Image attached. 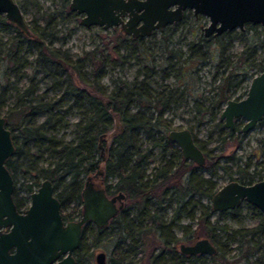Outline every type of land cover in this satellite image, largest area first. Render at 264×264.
<instances>
[{
	"label": "trees",
	"instance_id": "trees-1",
	"mask_svg": "<svg viewBox=\"0 0 264 264\" xmlns=\"http://www.w3.org/2000/svg\"><path fill=\"white\" fill-rule=\"evenodd\" d=\"M63 1L68 15L76 16V12L68 9L69 1ZM0 23L15 31L14 46L16 48L13 53L21 50L20 43L23 40L30 42L36 47L35 59L41 66L42 74L44 76L54 75L56 72H51L47 68V66H53L54 70L60 69L61 74H64L61 79L65 82L62 95L52 100L44 99L43 94L33 96L36 88L30 83L16 93L15 104L12 109L8 110L9 113L17 116L19 122L14 128L5 121L11 132L15 148L13 155L7 158L4 165L8 168L13 179L18 170H22L32 177L24 184L25 194L18 196L14 186L12 197L17 209L25 208L29 200L28 195L39 186L40 180L44 178L53 185L54 194L58 198L61 208L67 207L73 200L81 203L80 191L84 178L87 175H92L95 170L101 169L105 192L113 194L121 192L126 202L125 207L119 209L117 215L108 222L107 226H96L95 228L99 240L101 238L107 240L115 235L119 237L110 255V264H136L126 263V254L121 245V240L135 238H137L136 242L139 246L144 245L148 248L146 264H205L204 255L181 256L178 253L176 242L179 238L175 236L171 228L176 221L182 218V215H185L191 220H196V225L193 230L189 231V234L206 237L209 241L215 242L216 227L209 220L212 209L193 199V196L195 194H203L209 198L212 196L216 190L215 182L211 177L200 174V171L207 169L210 175L214 174L218 161L216 156L204 150L202 145L197 144L206 156L205 163L198 167L195 162L181 157L179 147L166 136L172 126L169 120L163 117V113L172 102V93L153 91L145 77L140 80L133 79L131 83L120 80L111 92L106 93L100 79L104 75L105 66L109 64L110 54L107 53L97 59L93 50L88 51V54L85 53V57L89 56L91 64L94 65L87 75L83 58L72 59L68 54H64L59 47L44 42L43 38L46 34L40 25H33L32 28H28V34H24L15 25L10 24L2 14H0ZM251 27H256V25L245 24L246 30ZM112 29L118 32V37L125 36L120 27ZM231 32L232 30L223 32L216 37H204L201 29L195 30L193 36L199 45H195V41L190 43L191 51L185 58H180L181 52L173 50H168V52L178 60L179 70L183 71L185 62L189 65L187 70H190L207 56L211 60L215 59L214 52L217 46L222 45L223 36H227ZM130 40L138 45L137 42L140 41V38L130 36ZM211 44H214L212 48ZM201 46H205L206 49L202 50ZM113 50L117 52V49ZM240 63L241 67L246 69L244 61L241 60ZM232 68L226 76L216 77L214 75L218 84L217 96L209 101L211 116H214L213 110H220L221 105L230 98L229 86L232 84V78L238 76L236 67ZM261 69L264 70V65H261ZM243 74L239 75L240 79L236 83L243 81ZM63 97L71 100L69 106L65 108V112L71 111L72 108L81 110V119L76 123V136L69 140L57 137L51 130L60 119L55 115H57L56 111L60 103L63 102ZM39 114L45 116L42 122L36 120ZM217 123L220 140L225 141L226 138L233 137L232 131L223 133L224 123L221 121ZM114 128H116V132L110 137V145L106 148L107 152L104 153V160H102L98 138L102 133L110 132ZM14 129H17V135L21 137L18 143H15L17 135L13 132ZM189 129L191 130V128ZM140 134L149 137L154 146L161 147L163 156L168 153L171 157H176L177 162L174 163L171 157L168 159L163 157V163L155 168L153 173L146 174L142 162L147 159L151 150L146 152L140 150ZM105 142V139L101 141L102 147L105 146ZM46 152L51 154L53 159L46 166L39 165V161L43 159ZM240 171L244 170L240 169ZM241 173L243 175V179L240 180L242 184L254 181L253 176L246 171ZM112 179L115 181H111ZM164 201L169 204L174 202L173 212L167 221L162 220L161 216L157 217L154 211L153 213L149 212L152 205L156 206L155 211L163 209ZM197 206L201 207L198 215L194 212ZM141 215L150 217L151 222L156 226L150 225L146 228L140 218ZM63 216L72 219L69 214ZM259 218L257 225L243 228L238 232L240 235L237 247L239 255L247 263L249 255L255 256V259L258 260L263 256L258 252H264V215L260 214ZM87 224L81 233L82 242L86 238ZM143 226L145 227L143 228ZM149 235H151L150 238ZM161 244L172 253L168 255L164 250L154 251L155 247ZM220 250H222L221 247H215V254L209 256L215 264L225 257L226 251Z\"/></svg>",
	"mask_w": 264,
	"mask_h": 264
},
{
	"label": "rangeland",
	"instance_id": "rangeland-1",
	"mask_svg": "<svg viewBox=\"0 0 264 264\" xmlns=\"http://www.w3.org/2000/svg\"><path fill=\"white\" fill-rule=\"evenodd\" d=\"M15 1L23 13L28 28H32L35 24L40 25L46 34L43 38L44 42L59 47L64 54H68L72 59L82 57L87 75L94 65L91 64L89 56L85 57V53L88 54V51L93 50L97 59L107 53L110 54L109 64L105 66L104 75L100 79L106 93L111 92L120 80L131 83L133 79L140 80L143 77L150 83L153 91L172 93V102L164 111L163 117L169 120L172 128H191L196 144L202 145L204 150L217 157L218 165L214 174L210 175L207 169L200 172V174L213 179L215 189L227 181L243 179L241 172L244 171L253 176V182L264 179V122L246 131L244 136L236 137L239 136L238 132L242 126V122L238 120L237 133H233L235 137L222 141L218 134L217 122H222L219 120V115L225 103L221 105L220 110L212 111L214 116H211L212 113L209 112V101L217 96L218 80L214 75L216 77L226 76L229 70L233 69L232 67H236L238 76L232 78L229 90L231 98L240 99L245 96L248 90L250 77L262 71L261 65H264V27L262 25L259 24L247 30L245 28L244 30L233 29L229 35L223 36L222 45L217 46L214 52L215 59L211 60L207 56L190 70H187L189 65L185 62L183 71H181L178 69V60L175 59V56H171L168 50L181 52L180 58H185L191 51L190 43L195 41V45H199L193 33L195 30H200L201 26H205L208 22L207 16H193L191 11H185L183 19L177 24L162 26V28L154 30L150 36L141 37L137 45L126 34L122 38L118 37V32L114 31L113 27L102 29L99 25L85 27L79 24L80 15L77 13L76 16L68 15L66 7L63 6V0ZM14 36L13 28L0 23V115L6 116L8 125L15 128L19 122L18 118L8 110L13 108L16 101L15 95L20 89L32 83V86L36 88L33 96L43 94L44 99L52 100L62 95L65 82L61 79L64 74H61L60 69L54 70L53 66H47V68L51 72L55 71L54 75L44 76L42 74L41 66L35 59L36 47L30 42L23 40L20 43L21 50L13 53L16 48ZM213 46L214 44L210 45L211 48ZM200 48L206 49L205 46ZM113 49H117L118 53ZM241 60L244 61L246 69L241 67ZM240 74L244 75L243 81L236 83L240 79ZM62 101L56 111L57 115H55L62 120L57 118L56 126L51 130L57 137L69 140L76 136V123L81 119V110L72 108L71 111L65 112V108L69 106L71 100L63 97ZM44 117V114H39L36 118L37 122H42ZM227 130L226 127H223V133ZM13 132L16 135L18 133L17 129H14ZM139 137L140 150L142 152L151 150L147 159L142 162V166L146 170V174L153 173L155 168L163 163V157L168 159L171 156L168 153L163 156L162 148L158 145L154 146L152 140L144 134H140ZM20 140L21 137L17 135L15 143ZM110 142L111 138H107L105 146H103L104 153L107 152L106 148ZM171 158L174 163L177 162L176 157ZM52 159L51 154L46 152L43 159L39 161V165L46 166ZM240 169L244 171H240ZM29 178H32L30 174L24 173L22 170L16 171L13 185L18 196L25 194L24 184ZM193 199L210 207L211 198L203 194H195ZM163 206V209L155 211L156 206L152 205L149 212L153 213L154 211L157 217L161 216L162 220L167 221L173 212L174 202L169 204L164 201ZM80 209L81 204L77 200H73L62 213L70 212L76 216L75 218H79ZM194 210L198 215L201 207L197 206ZM260 214L262 213L257 207L246 201L235 206V209L224 210V212L212 210L209 220L216 227L215 242L212 244L214 247H221L220 251H226L224 259L219 260L216 264H264V252H258L263 255L259 260L255 259V256L249 255L247 263L240 258L237 248L240 238L239 230L257 225ZM140 218L146 228L150 225L156 226L151 222L150 217L141 215ZM89 225L86 239L79 251L82 264H95L94 255L99 250L104 251L108 257L119 238L118 235H115L107 240L105 238L99 240L95 231L96 226L92 223ZM195 225L196 220H191L185 215L175 222L171 229L179 238L176 242L177 251L181 243H193V240L202 238L189 234ZM150 237L151 235H149ZM136 241L137 238L121 240L122 250L126 254V263L146 264L148 248L144 245L139 246ZM130 243L135 247L129 245ZM162 250L168 255L172 253L162 244L157 245L154 251ZM209 256L208 254L204 255V263L215 264Z\"/></svg>",
	"mask_w": 264,
	"mask_h": 264
},
{
	"label": "water",
	"instance_id": "water-1",
	"mask_svg": "<svg viewBox=\"0 0 264 264\" xmlns=\"http://www.w3.org/2000/svg\"><path fill=\"white\" fill-rule=\"evenodd\" d=\"M68 9L80 15L79 24L120 27L134 38L150 36L162 26L177 23L185 11L193 16H207L201 26L204 37L214 36L239 28L245 24L264 27V0H68ZM0 13L22 33L28 34V24L15 0H0ZM248 90L240 99L229 98L220 110L227 129L234 120H243L241 132L249 131L264 116V70L252 75ZM6 117L0 115V264H75L71 253L80 243L82 225L89 221L98 227L117 215L124 205L121 192L109 196L103 187L101 169L87 175L80 191L82 212L77 220H62L60 205L53 186L46 178L30 192V199L23 211H18L12 193L14 179L4 162L13 155L15 144L6 126ZM116 132L99 136L98 147L104 160L105 148L101 146ZM166 136L180 149L181 157L201 166L205 156L195 142L193 132L186 127L170 128ZM98 178V179H97ZM210 207L215 211L235 209L242 202L257 207L264 215V179L242 184L237 180L223 183L210 197ZM118 201V205L116 204ZM6 229V230H4ZM180 253L213 255L215 247L208 238H197L193 243H181ZM60 256H63L59 259ZM96 264H106L103 252H98Z\"/></svg>",
	"mask_w": 264,
	"mask_h": 264
},
{
	"label": "flooded vegetation",
	"instance_id": "flooded-vegetation-1",
	"mask_svg": "<svg viewBox=\"0 0 264 264\" xmlns=\"http://www.w3.org/2000/svg\"><path fill=\"white\" fill-rule=\"evenodd\" d=\"M263 71V70H262ZM221 120V119H220ZM238 120H240V119H235L233 122H234V126H233V128H231V129H228L227 130V132L228 131H232V133H237V121ZM241 121V120H240ZM242 122V124L244 123L243 122V120L241 121ZM263 122H264V116H263V118L257 123V124H263ZM222 123H223V121H222ZM256 124V125H257ZM225 127V126H224ZM246 132V131H245ZM245 132H241V127H240V129H239V136H236V137H242V136H244L245 135ZM234 135V134H233ZM233 137H235V136H233ZM202 149V148H201ZM203 151V150H202ZM203 155H204V153H203ZM205 156V155H204ZM205 161H206V156H205ZM217 161H218V159H217ZM205 163V162H204ZM203 163V164H204ZM202 164V165H203ZM264 164V163H263ZM198 166V165H197ZM198 167H201V166H198ZM201 170H204V169H201ZM263 170H264V165H263ZM201 172V171H200ZM11 174V173H10ZM102 176V175H101ZM101 178V177H100ZM85 179V178H84ZM42 180V179H41ZM40 180V181H41ZM101 180H102V178H101ZM236 180V179H235ZM238 181V180H237ZM239 182H240V180H239ZM241 183V182H240ZM84 184V183H83ZM103 184V183H102ZM247 184V183H246ZM14 186V185H13ZM53 186V185H52ZM39 187V186H38ZM38 187H36L34 190H36ZM103 187H104V184H103ZM83 188V187H82ZM33 190V191H34ZM104 191H105V189H104ZM32 192V191H31ZM53 192H54V190H53ZM109 196H112V195H116L115 193L114 194H111V193H108V192H106ZM30 195V194H29ZM28 195V196H29ZM55 195V194H54ZM56 196V195H55ZM29 199H30V196H29ZM58 199V198H57ZM13 200H14V198H13ZM58 202H59V200H58ZM122 202H124V205H123V207L122 208H124L125 207V205H126V202H125V197H123V200H122ZM28 203H29V200H28V202H27V204H26V206H25V208L27 207V205H28ZM82 203V202H81ZM80 203V204H81ZM116 204L118 205L119 203H118V201H116ZM60 205V204H59ZM68 207V206H67ZM25 208H22V209H20V210H18L19 212L20 211H23ZM66 208V207H65ZM65 208H61V205H60V215L62 216V220L64 221V222H66V221H72V220H77V219H79L80 217H81V212H82V204H81V209H80V217L79 218H75L76 216H73L72 215V213H70V212H63L62 213V211L65 209ZM212 210H214V209H212ZM215 211V210H214ZM65 214H69V216H71V218L72 219H69L68 217H66V216H63V215H65ZM114 218V217H113ZM112 219V218H111ZM110 219V220H111ZM109 220V221H110ZM108 221V222H109ZM108 222H107V224H108ZM86 223H88L87 225H88V227H87V233H88V230H89V224H91V222H89V221H87V222H85V224H83L82 225V229H81V233H82V231H83V229L85 228V225H86ZM93 224V223H92ZM94 225V224H93ZM4 230H6V229H4ZM81 233H80V237H81V239H80V243L75 247V249L72 251V253H71V255H72V257L75 259V264H82V261H81V258L79 257V251L82 249V244L84 243V241L82 242V236H81ZM87 233H86V235H87ZM86 235H85V237H86ZM86 239V238H85ZM184 243V242H183ZM186 244H191V243H186ZM101 250H99V251H97V253L98 252H100ZM101 252H103L104 253V257H105V263L106 264H110V255L112 254V251H111V253L108 255V257L106 256V254H105V252L104 251H101ZM97 253L94 255V261H95V264H96V255H97ZM178 253L179 254H181V256H194V255H196V254H194V255H189V254H185V253H180V251H179V249H178ZM199 255H201V254H199ZM63 256H60L59 257V259L60 258H62Z\"/></svg>",
	"mask_w": 264,
	"mask_h": 264
}]
</instances>
